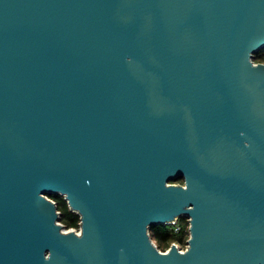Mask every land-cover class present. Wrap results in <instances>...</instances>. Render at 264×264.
<instances>
[{
    "label": "water",
    "instance_id": "water-1",
    "mask_svg": "<svg viewBox=\"0 0 264 264\" xmlns=\"http://www.w3.org/2000/svg\"><path fill=\"white\" fill-rule=\"evenodd\" d=\"M263 45L264 0H0V264H264Z\"/></svg>",
    "mask_w": 264,
    "mask_h": 264
},
{
    "label": "trees",
    "instance_id": "trees-1",
    "mask_svg": "<svg viewBox=\"0 0 264 264\" xmlns=\"http://www.w3.org/2000/svg\"><path fill=\"white\" fill-rule=\"evenodd\" d=\"M253 59L256 62H264V45L254 52ZM172 181L182 183L183 178L179 177ZM49 197L56 202L57 209L60 212V222L69 229L79 228V214L69 209L66 199L60 194H50ZM176 224L179 225L177 233L174 232L175 224L172 223H159L149 227L150 236L159 249L165 250L171 242H176L181 246L186 244V239L189 236L188 219L179 217L176 220Z\"/></svg>",
    "mask_w": 264,
    "mask_h": 264
},
{
    "label": "built area",
    "instance_id": "built-area-1",
    "mask_svg": "<svg viewBox=\"0 0 264 264\" xmlns=\"http://www.w3.org/2000/svg\"><path fill=\"white\" fill-rule=\"evenodd\" d=\"M172 224H175V226H174V232L177 233L178 230H179V225L176 224V220H175L174 222H172ZM74 230H75V229H74ZM172 243L177 245L176 242H171V244H172ZM180 246H181V245H180ZM185 246H186V244H185L184 246H182V247H179V248L182 250V248L184 249ZM177 247H178V246H177ZM166 249H167V248H166ZM166 249H165V250H166Z\"/></svg>",
    "mask_w": 264,
    "mask_h": 264
},
{
    "label": "rangeland",
    "instance_id": "rangeland-1",
    "mask_svg": "<svg viewBox=\"0 0 264 264\" xmlns=\"http://www.w3.org/2000/svg\"><path fill=\"white\" fill-rule=\"evenodd\" d=\"M70 229H75V231H79V228H70ZM178 247H182L179 244H177ZM183 249V248H182Z\"/></svg>",
    "mask_w": 264,
    "mask_h": 264
}]
</instances>
